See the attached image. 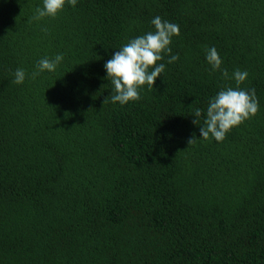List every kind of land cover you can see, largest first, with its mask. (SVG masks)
<instances>
[{"label":"trees","instance_id":"obj_1","mask_svg":"<svg viewBox=\"0 0 264 264\" xmlns=\"http://www.w3.org/2000/svg\"><path fill=\"white\" fill-rule=\"evenodd\" d=\"M38 7L0 0V264H264V0H77L34 20ZM156 16L179 26V59L112 103L105 63ZM236 70L259 110L205 140L193 112Z\"/></svg>","mask_w":264,"mask_h":264},{"label":"clouds","instance_id":"obj_2","mask_svg":"<svg viewBox=\"0 0 264 264\" xmlns=\"http://www.w3.org/2000/svg\"><path fill=\"white\" fill-rule=\"evenodd\" d=\"M77 0H43V7L36 9L34 20H41L45 17L55 18L66 5L75 7ZM154 25V32H147L144 35L131 39L121 46L104 67L107 72L106 79L113 85L111 102L121 106L130 101L141 99L139 89L147 85L149 90L153 89L155 80L164 72L165 64L158 63L168 56L167 63L171 64L179 59L177 55H171L173 36L180 35L177 24L162 20L156 16L151 21ZM47 31V29H43ZM64 59L63 54H58L54 59L44 58L37 64V72L32 73L33 78L45 70L55 72L58 64ZM207 62L213 71L220 70L222 59L215 47L207 50ZM222 75L228 78L227 70ZM26 73L23 69H16L14 73V84H22L25 81ZM247 71L236 70L232 78L236 87L221 89L209 100L206 113L200 108L193 112L195 119L193 124L200 125V137L207 140L210 137L217 142H222L226 134L233 127L239 126L244 121L254 117L259 110V101L255 89L245 90L240 85L247 79ZM104 102V101H103ZM203 118V124L200 120ZM196 138L189 139L188 144L195 143Z\"/></svg>","mask_w":264,"mask_h":264}]
</instances>
